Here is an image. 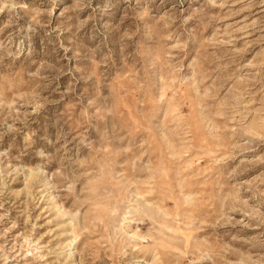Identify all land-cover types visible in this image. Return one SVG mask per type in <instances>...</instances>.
Listing matches in <instances>:
<instances>
[{
    "label": "rangeland",
    "instance_id": "obj_1",
    "mask_svg": "<svg viewBox=\"0 0 264 264\" xmlns=\"http://www.w3.org/2000/svg\"><path fill=\"white\" fill-rule=\"evenodd\" d=\"M0 264H264V0H0Z\"/></svg>",
    "mask_w": 264,
    "mask_h": 264
}]
</instances>
